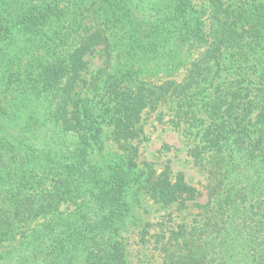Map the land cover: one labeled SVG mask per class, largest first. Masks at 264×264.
I'll return each mask as SVG.
<instances>
[{"label":"trees","instance_id":"trees-1","mask_svg":"<svg viewBox=\"0 0 264 264\" xmlns=\"http://www.w3.org/2000/svg\"><path fill=\"white\" fill-rule=\"evenodd\" d=\"M98 82L101 110L79 92ZM195 89L204 203L184 171L159 172L134 144L146 110ZM105 125L123 153L99 163ZM142 195L197 210L140 229L164 264H264V1L0 0V238L43 220L18 264H131L122 231Z\"/></svg>","mask_w":264,"mask_h":264},{"label":"rangeland","instance_id":"rangeland-1","mask_svg":"<svg viewBox=\"0 0 264 264\" xmlns=\"http://www.w3.org/2000/svg\"><path fill=\"white\" fill-rule=\"evenodd\" d=\"M252 1L254 0H225L228 5L233 7L247 6ZM88 59L90 64L85 77L88 81H92L103 66L102 50L99 49L96 53L90 55ZM154 68L156 69L157 66H150V71H154ZM102 84L103 82L96 83V89L92 87L90 90L79 88L80 97L94 99V103L99 110H101L102 101L104 100H101L104 94ZM201 96V92L195 89L186 97H174L164 102L155 111L146 110L142 118L144 135L139 143L134 141V144L139 146L140 156L138 160L152 162L159 172L165 169L166 166H170L172 174L184 171L188 182L202 190L203 195L198 201L204 203L207 200L206 187L209 183V176L196 163L193 156V151L199 144V126L202 119L207 118V113L200 101ZM160 117H162V121L159 119ZM121 153H123L122 150L113 140L112 127L105 125L91 148L92 160L102 163ZM74 207L73 205L72 208ZM62 208L65 209L66 205ZM135 211L138 220L131 221L127 228L122 231L123 238L128 244V255L131 264H164L162 255L155 248L150 235H147L146 242L140 239V229L146 222L163 221L167 219V214L170 213L172 214L173 223L182 221L190 223L197 213V210L192 206L178 211L175 205L157 203L146 195L141 196L136 204ZM42 222V219H37L24 223L14 238H0V259L7 254L9 256L12 254L10 256H13L14 261L12 264H18L21 257L15 250L21 242L30 238L33 229ZM157 230L158 227H151V234Z\"/></svg>","mask_w":264,"mask_h":264}]
</instances>
